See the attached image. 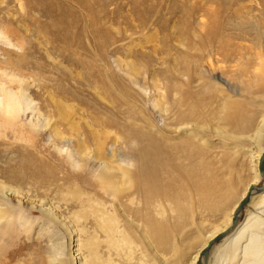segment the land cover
I'll use <instances>...</instances> for the list:
<instances>
[{"label":"bare ground","instance_id":"obj_1","mask_svg":"<svg viewBox=\"0 0 264 264\" xmlns=\"http://www.w3.org/2000/svg\"><path fill=\"white\" fill-rule=\"evenodd\" d=\"M254 1L263 6L264 22V0H233L243 8ZM178 13L181 29L165 18ZM6 14L32 21L36 47L74 88L34 74L26 56L31 45L18 58L0 60V137L28 109L37 115L16 130L30 150L19 160H0V264H27L24 258L29 264H217L229 251H239L242 264H264V190L251 192L234 222L250 186L263 178L264 24L251 19L229 32L214 12L209 26L184 0H0V41L19 49L27 41L19 29L29 28L20 22L15 28ZM109 31L107 46L124 56L116 61L124 76L116 78L96 51L101 33ZM229 39L241 41L230 70L242 92L203 67L213 45L224 50ZM174 49L192 60L179 61ZM86 52L88 65L80 56ZM101 72L113 92L99 83ZM85 91L112 114L95 111L77 94ZM253 126L246 136L230 129ZM39 134L53 148L47 157L37 155L43 152ZM214 134L222 145L214 146ZM243 139L254 148L244 147ZM217 148L220 160L242 155L251 163L253 178L232 206L230 185L220 200H211V187L214 193L223 182L211 163ZM37 211L43 219L32 217ZM209 211L224 217L207 230L203 212ZM35 224L46 244L32 251L21 240L30 239ZM201 238L188 256L185 247Z\"/></svg>","mask_w":264,"mask_h":264},{"label":"rangeland","instance_id":"obj_2","mask_svg":"<svg viewBox=\"0 0 264 264\" xmlns=\"http://www.w3.org/2000/svg\"><path fill=\"white\" fill-rule=\"evenodd\" d=\"M181 1H183V0H179V2H181ZM184 1H186V5L188 6V8H192L195 11H197V13H198L197 16H199V17L201 16L200 18L203 19V22H205L206 25L210 26V24L213 21L212 18H213L214 12H217V15L220 18V21L223 24L225 30L227 29V30H229V32H234L239 28L246 27L247 26L246 22L251 20V19L255 20V21L258 20L261 24H264V22L262 21L263 17L261 14V10H262L263 6H262V4H260V2L254 1L255 3H258V4L250 2L249 5H251V6L254 5L252 8H243L239 5H236L233 2V0H226L225 5H222L221 0H205V2H204V0H184ZM211 5H213V6H211ZM193 7H195V8H193ZM258 8H261V9H258ZM259 10H260V12H259ZM5 17H6V22H10V24H12V26H14L15 28L19 29V27H17V25L20 22V23L28 26L29 31H28V33H23L24 31L22 29H19L20 31L18 34L22 33L24 36L22 34L21 35L24 38H26V40H27L25 48H23V49H21V48L19 49L17 46H14V45H11L8 43H6L7 44L6 45L5 42H3V40L0 41V60H5V59H7V57H11L14 59L18 58L19 54L24 52V50L26 49V46L29 47V45H31L29 47V49L30 48L31 49L28 50L29 52L26 56L28 57V61L31 64L30 68H31V70H33L34 74L47 76V77L51 78L56 83H60V84L66 85L68 87H72L71 84L64 79V73L62 71L58 70L57 68L53 67V64L52 63L50 64L48 62V60H46V57L44 56L43 52L39 48L36 47V41H35L36 36L34 33V24L32 23V21L27 19L26 17L24 18V16L22 14H20L17 19L14 18L13 20H12L11 16H8L7 14L5 15ZM165 18L168 19V21H171V26L174 24L176 26V28H178V29H181V27H183V25H184V18L181 16V13H178V15H176V14L173 15L172 19L170 17H165ZM219 18H217V19H219ZM174 19H176V20H174ZM175 23H178V24H175ZM242 23H244V25H242ZM237 25H239V26H237ZM202 30H203V28L200 29V32H202V36H205L206 32H207V28L204 27V30L203 31ZM176 31H178V30H176ZM112 38H113V33H111V31H109L108 34L101 33L100 38H98V47H101L102 49L101 48L99 49L97 47L99 50L96 48V51L100 54L101 57H103V58L105 57L104 59L107 60L112 65V68L117 73L116 74L117 76L114 77V75H112V74L110 76H111V78H116L119 75L124 76V74L120 73L116 67L117 59L123 58L124 56H123V53H120V54L114 53L107 46V42L110 41V39H112ZM14 41H15V39H14ZM227 41H228V45H227V48L224 50H222V45L219 42H216L213 45V52H212L213 54H211L209 59H205L203 61V67L206 70V73L208 75H210L211 77L216 76V77H219L220 79H223L222 81L224 82L226 87L234 89V90L236 89V91H238V92H242L243 84L241 83V81L239 79L232 78V72L230 70V69H232L230 66L237 62L236 56H234V54L239 55L238 48H240V47L237 48V46H238L237 44L238 43L241 44L240 43L241 41L239 42V40L237 41L234 39H229ZM103 47L105 48V51H104ZM83 51H86V50H83ZM87 51H88V49H87ZM174 51H175V53H177L176 56L178 55L177 58L179 57V59H178L179 61H182L183 63H187L186 61L189 62L192 60L191 56L188 55L186 52L184 53L183 50L182 51L180 50V52H179V50L177 51L176 49H174ZM223 51H225V52H223ZM229 51H230V53L227 54V52H229ZM242 51H244V50H242ZM88 52L84 53V56L82 54H80L83 61L85 63L87 62L86 63L87 65L89 63ZM231 53L232 54L234 53V54L232 55ZM231 56H232V58H231ZM210 58H211V60H210ZM86 59L88 61H86ZM97 59H98V57H97ZM209 60L212 62L213 66L209 65L211 63ZM91 65H93V64H91ZM218 66H219V68H218ZM7 70L11 71L10 69H7ZM100 74H101V76H99V78H100L99 83L101 84L103 89H106V91H107V88H109L108 90L113 92V89H112V87H110L111 84L108 81L109 79L107 78V76L103 72H101ZM108 85H109V87H108ZM105 86L107 88H105ZM72 88H74V87H72ZM77 94L80 97L86 99V101H88L89 104L91 103V105L94 107L95 111H98L100 113L101 112L102 113H108L109 115L112 114L111 110H108L103 104H101L99 101H96V99H95V97H93V95L87 93L86 91L83 93L77 92ZM149 94H151V91H148V95ZM242 95L245 97H248L244 93H242ZM243 96H240V98L241 99H247V98H243ZM35 104H36V101L33 103V105H35ZM149 107L153 111L154 115L157 117L158 114L153 110L151 103L149 104ZM99 108H100V110H99ZM123 109H124V107H123ZM35 114H36V111L32 112L30 109H28L26 112H24L22 114L23 115V116H21L22 122H20L18 124V126L16 127L17 129L16 128L12 129V127L5 129L6 131H4V133H3L4 136L1 135V137H0V160H9V159L19 160L20 159L19 157H21L22 150H24V149L27 150L26 147H28V150H30V147H31L30 143H26L25 140L21 139L20 138L21 135L19 134V132H16V130L21 129V126H20L21 123L26 124L30 118H33V117L35 118V116H37ZM230 129L231 130H240V133L241 132L243 133L241 136H246V135L251 134L253 132L254 126L248 127V128H239V129L234 128V127H230ZM212 131H213V129H212ZM219 138H220L219 135H216V134H214L212 136V142H213L214 146H220L223 144V142H222L223 140H220ZM263 142H264V139H263ZM36 143H37L39 148L43 149V152H41L40 154H37V155H39L41 157H47L49 155L48 152L54 153L53 148L51 147L50 140H48L46 134H42V135L39 134L37 136ZM242 143L245 145L244 147H246V148L249 146H252V148H254V146H255V144L252 141H250L249 139H243ZM220 151H222V150L219 148L214 149L212 159H211V163H212V165H214L216 167V168L213 167V169L215 171L217 170V168L221 169L220 172H221V176H223V178H222L223 182H222V187L221 188L216 187L217 191L214 193H213L212 187H211V193H212L211 194V200L214 203H216L218 200H220L222 194L226 191V189L229 188V185H230L233 189V192L235 193V197L232 200H230V203H228V206H232L239 199V197L241 196L245 187L250 182V180L253 178V173L251 170V163H250L249 158H244V157H242V155L236 157L235 159L229 160V161L220 160L219 157L214 156V155H216V153H220ZM118 152H123V149L120 148ZM6 154H7V156H6ZM263 181L264 180L262 178L257 185H261L263 183ZM246 208L249 209L250 207L247 206ZM246 214H247V211L244 210V212L240 216V220H244V218L246 217ZM203 215H204V218L208 219V221L206 222V229L207 230H209L211 228L210 222L219 223V222H221L220 220H222V218L224 217L223 213H217L216 214V213H212L210 211L209 212H203ZM32 217L37 218V219L39 218L40 220L44 218V217H42L41 213H39L38 211L35 212V214H33ZM36 225L37 224L34 225V229H33L34 232L32 231L30 239H27L23 236V238L21 240L22 242L26 241L27 245L28 246L30 245L28 248H30L32 251H36L37 249L41 248L42 246H44L46 244V241H45L46 237L41 238V237L37 236L38 231L40 230V227H37ZM188 232H190V231H188ZM203 242H204V239L201 238L199 241H194V242H191L189 245H187V247H185L187 255L188 256L192 255L202 245ZM32 247H34V248H32ZM28 248H26V249H28ZM222 253H225V252H222ZM233 253L234 252L229 251L228 254H226L227 258L217 260V262H218L217 264H238V263L242 264L241 255L239 254L240 252L238 251L236 254H233ZM232 255H235V256H233V258L231 259ZM24 260L27 262V264L30 263V260L28 258H24ZM12 264H16V263L13 262Z\"/></svg>","mask_w":264,"mask_h":264},{"label":"water","instance_id":"obj_3","mask_svg":"<svg viewBox=\"0 0 264 264\" xmlns=\"http://www.w3.org/2000/svg\"><path fill=\"white\" fill-rule=\"evenodd\" d=\"M260 171L262 173L263 176V180H264V154L261 157L260 160V165H259ZM262 191L264 190V181L261 185H251L248 194L242 199V201L239 203L237 209H236V215L234 217V222L237 221V213H239L240 211H242L244 209V207L246 206V204L248 203L250 194L252 191ZM225 236V232L224 233H220L219 235H217L212 241H210L209 245L202 251L203 256H207L209 253V250L211 248V246L218 242L220 239H222Z\"/></svg>","mask_w":264,"mask_h":264}]
</instances>
